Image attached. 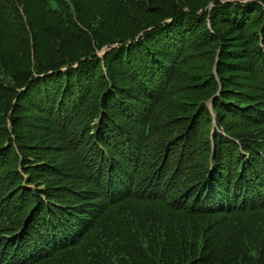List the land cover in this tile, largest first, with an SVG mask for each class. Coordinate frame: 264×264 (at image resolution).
<instances>
[{"label":"trees","instance_id":"1","mask_svg":"<svg viewBox=\"0 0 264 264\" xmlns=\"http://www.w3.org/2000/svg\"><path fill=\"white\" fill-rule=\"evenodd\" d=\"M0 264H264V0H0Z\"/></svg>","mask_w":264,"mask_h":264},{"label":"rangeland","instance_id":"2","mask_svg":"<svg viewBox=\"0 0 264 264\" xmlns=\"http://www.w3.org/2000/svg\"><path fill=\"white\" fill-rule=\"evenodd\" d=\"M99 53H101V52H99ZM215 73H216V70H215ZM179 97H177L174 101H172V102H170L169 104L170 105H173L174 103H177V99H179L182 95H178ZM211 104H212V102L211 101H209L208 102V105L209 106H211ZM79 161V160H78ZM80 162V161H79ZM83 168H80L79 170H82ZM83 171V170H82ZM84 176H85V171H83V172H81ZM83 175H82V177H83ZM78 177H80V173H79V175H78Z\"/></svg>","mask_w":264,"mask_h":264}]
</instances>
